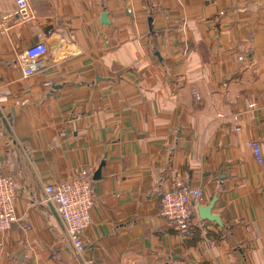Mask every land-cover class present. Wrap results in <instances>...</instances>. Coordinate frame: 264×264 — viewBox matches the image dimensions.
Instances as JSON below:
<instances>
[{
    "label": "crops",
    "instance_id": "0c3cea01",
    "mask_svg": "<svg viewBox=\"0 0 264 264\" xmlns=\"http://www.w3.org/2000/svg\"><path fill=\"white\" fill-rule=\"evenodd\" d=\"M85 168L77 252L43 188ZM0 174V264H264V0H0ZM179 183L215 196L221 225L195 209L179 236L158 215Z\"/></svg>",
    "mask_w": 264,
    "mask_h": 264
},
{
    "label": "built area",
    "instance_id": "2783aa9c",
    "mask_svg": "<svg viewBox=\"0 0 264 264\" xmlns=\"http://www.w3.org/2000/svg\"><path fill=\"white\" fill-rule=\"evenodd\" d=\"M19 10L27 8V0H14ZM21 75L23 79L37 72L41 60L48 54L44 43L38 42L24 51ZM239 131V128L236 129ZM252 156L259 164L263 161L260 144L249 143ZM91 170L82 169L72 178L59 183H50L44 186L45 201L51 203L65 227L66 236L72 242L77 252L82 251L81 235L89 226L91 208L94 205V196L91 192ZM15 180L7 175L0 174V233L15 223ZM203 198V192L198 188H189L183 184L176 185L172 190L164 191L158 203V215L179 234L188 237L192 230V217L196 204ZM28 229V228H26ZM3 243L0 240V248Z\"/></svg>",
    "mask_w": 264,
    "mask_h": 264
},
{
    "label": "water",
    "instance_id": "95a60500",
    "mask_svg": "<svg viewBox=\"0 0 264 264\" xmlns=\"http://www.w3.org/2000/svg\"><path fill=\"white\" fill-rule=\"evenodd\" d=\"M106 17H107V15L105 13H103L101 15V21L100 22L107 24ZM33 44H31V45H33ZM29 47H27V48H29ZM100 167L98 168L97 172H95L92 175L94 180H98V178H99ZM215 202H216V197L214 196L207 206L196 205L197 206L196 207L197 216L202 221L215 222L217 225H221V221H219V217L216 215H211V211H212V208L214 207Z\"/></svg>",
    "mask_w": 264,
    "mask_h": 264
},
{
    "label": "trees",
    "instance_id": "16d2710c",
    "mask_svg": "<svg viewBox=\"0 0 264 264\" xmlns=\"http://www.w3.org/2000/svg\"><path fill=\"white\" fill-rule=\"evenodd\" d=\"M192 230H193V229H192ZM192 230H191V233H192ZM189 237H191V235H190ZM192 239H193L194 241H196V238L193 237Z\"/></svg>",
    "mask_w": 264,
    "mask_h": 264
}]
</instances>
